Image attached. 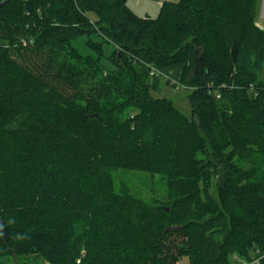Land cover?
Masks as SVG:
<instances>
[{"label":"trees","instance_id":"1","mask_svg":"<svg viewBox=\"0 0 264 264\" xmlns=\"http://www.w3.org/2000/svg\"><path fill=\"white\" fill-rule=\"evenodd\" d=\"M262 1L0 6V260L264 264ZM93 33L86 56L73 42ZM175 67L191 116L154 95L152 68ZM119 170L160 175L164 196L118 191Z\"/></svg>","mask_w":264,"mask_h":264},{"label":"rangeland","instance_id":"2","mask_svg":"<svg viewBox=\"0 0 264 264\" xmlns=\"http://www.w3.org/2000/svg\"><path fill=\"white\" fill-rule=\"evenodd\" d=\"M164 1L179 2L180 0H128L129 7L140 16H149L156 18L161 10V6ZM2 2V1H1ZM92 20H96L97 16L92 13L90 14ZM261 27L264 26V0L262 1V6L260 8V22ZM91 39L94 42H104L105 40L98 35L93 33L90 36L85 35L79 40L73 42V45L79 49V51L84 55L98 56L95 51L89 48L86 42ZM114 50V46L105 43L104 53L105 56H109ZM107 60L104 59V63ZM159 74L163 76L162 88L159 93H154L156 97L168 98L174 102V104L187 116H191V104L189 100V95L192 90L186 88L182 85L170 86L167 85V79L178 82L180 70L173 68L169 70L159 71ZM260 80L264 82V69L260 73ZM114 178L116 182V189L121 190L122 185L126 184L132 193L147 201H151L154 198H162L165 194V184L160 175L153 177L148 172L135 171V170H119L114 173ZM0 264H16L14 260H9L3 258L0 260ZM178 264H190V258L184 257Z\"/></svg>","mask_w":264,"mask_h":264},{"label":"built area","instance_id":"3","mask_svg":"<svg viewBox=\"0 0 264 264\" xmlns=\"http://www.w3.org/2000/svg\"><path fill=\"white\" fill-rule=\"evenodd\" d=\"M159 69H157V68H152V75H158L159 74ZM173 83H177V82H175V81H173Z\"/></svg>","mask_w":264,"mask_h":264},{"label":"water","instance_id":"4","mask_svg":"<svg viewBox=\"0 0 264 264\" xmlns=\"http://www.w3.org/2000/svg\"><path fill=\"white\" fill-rule=\"evenodd\" d=\"M8 1H10V0H3L2 2H0V6L5 5Z\"/></svg>","mask_w":264,"mask_h":264},{"label":"crops","instance_id":"5","mask_svg":"<svg viewBox=\"0 0 264 264\" xmlns=\"http://www.w3.org/2000/svg\"><path fill=\"white\" fill-rule=\"evenodd\" d=\"M176 69H178V71L180 70V68H179V67H176Z\"/></svg>","mask_w":264,"mask_h":264}]
</instances>
